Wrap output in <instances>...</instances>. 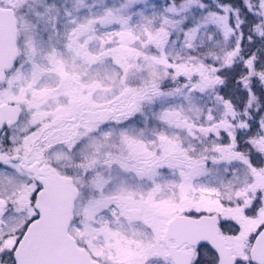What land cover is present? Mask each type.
Wrapping results in <instances>:
<instances>
[{
	"label": "snow or ice",
	"instance_id": "snow-or-ice-1",
	"mask_svg": "<svg viewBox=\"0 0 264 264\" xmlns=\"http://www.w3.org/2000/svg\"><path fill=\"white\" fill-rule=\"evenodd\" d=\"M0 264H264V0H0Z\"/></svg>",
	"mask_w": 264,
	"mask_h": 264
}]
</instances>
